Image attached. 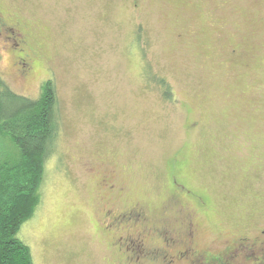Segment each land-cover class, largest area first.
Returning a JSON list of instances; mask_svg holds the SVG:
<instances>
[{"label": "rangeland", "instance_id": "1", "mask_svg": "<svg viewBox=\"0 0 264 264\" xmlns=\"http://www.w3.org/2000/svg\"><path fill=\"white\" fill-rule=\"evenodd\" d=\"M0 10L26 35L20 51L0 33V76L28 97L51 79L58 103L41 200L17 233L34 264H128L102 220L134 203L151 223L181 227L176 206L192 214L193 243L171 249L252 242L264 227V0H0ZM172 166L203 204L182 191L168 200Z\"/></svg>", "mask_w": 264, "mask_h": 264}, {"label": "trees", "instance_id": "2", "mask_svg": "<svg viewBox=\"0 0 264 264\" xmlns=\"http://www.w3.org/2000/svg\"><path fill=\"white\" fill-rule=\"evenodd\" d=\"M160 83L163 96L170 98V87L164 80ZM58 132V103L51 79L41 85L38 96L28 97L16 93L0 76V264H34L30 247L17 233L40 203ZM173 168L168 199L177 205L174 197L186 184L177 179ZM250 264H264V255Z\"/></svg>", "mask_w": 264, "mask_h": 264}, {"label": "flooded vegetation", "instance_id": "3", "mask_svg": "<svg viewBox=\"0 0 264 264\" xmlns=\"http://www.w3.org/2000/svg\"><path fill=\"white\" fill-rule=\"evenodd\" d=\"M2 31L9 32L14 41L16 40L15 45L23 51L26 45L25 32L19 22L7 24L4 13L0 10V33ZM22 64H26V59ZM103 181L106 183L105 179ZM172 181L170 177L171 185ZM182 192L197 202L202 200L188 188H184ZM174 199L178 202L182 200L180 195ZM168 200L170 201V198ZM199 203L204 202L202 200ZM167 207L168 204L165 205V208ZM182 208L178 210V214H182L183 223L186 221L183 228L169 225L165 217L151 223L145 207L134 203L113 213L105 211L102 229L105 232L111 231V248L122 251L128 264H179L185 261L188 264H234L236 261L250 264L253 260H260L264 255V227L252 236V242L241 238L237 245L232 243L222 252L193 250L188 246L171 249L174 247H171L172 245H188L194 240L196 229L190 218L192 214H183Z\"/></svg>", "mask_w": 264, "mask_h": 264}]
</instances>
